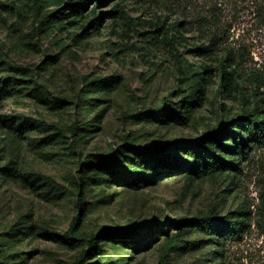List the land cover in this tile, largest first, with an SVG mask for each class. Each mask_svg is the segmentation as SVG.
I'll return each instance as SVG.
<instances>
[{
	"label": "rangeland",
	"instance_id": "1",
	"mask_svg": "<svg viewBox=\"0 0 264 264\" xmlns=\"http://www.w3.org/2000/svg\"><path fill=\"white\" fill-rule=\"evenodd\" d=\"M0 89V264H264V0H0Z\"/></svg>",
	"mask_w": 264,
	"mask_h": 264
},
{
	"label": "trees",
	"instance_id": "2",
	"mask_svg": "<svg viewBox=\"0 0 264 264\" xmlns=\"http://www.w3.org/2000/svg\"><path fill=\"white\" fill-rule=\"evenodd\" d=\"M48 17H45V19L43 20V23H46ZM226 74V73H223V75ZM6 97V91H4V89H0V100H2L3 98ZM157 114H158V111H150L149 112V116L150 117H153V118H156L157 117ZM163 114H166L164 111H163ZM181 122V121H179ZM243 126V129H241V127L239 126H235V129L236 127L238 128V131H235V132H232L230 131L231 130V127L229 124H226L223 129V131L225 133H227L226 138L224 141H220L219 139V136L221 135L222 136V133H218L214 136V142L216 141H219V142H222V143H219L217 142L218 144V147L219 149H222V150H228V147H227V142H229L230 140H232L233 142V146L231 148V150L235 149L237 150L238 152L240 153H245V147L247 145V141L248 139L251 140L252 142H262L264 141V123L262 122H258L254 119H252L251 117H247L245 119V121L243 122L242 124ZM246 133L247 134V138L243 139V136L242 134ZM238 140V141H237ZM174 143H177V144H181V145H184V151L185 150H189L190 153H194V156H195V161H197V170H199V172H202V173H208L210 172L212 169H218L220 168V164H222V166H224V163H221V161H219V159L214 156V154L210 151V150H207L203 147V145H197V142H186V141H183V140H177V141H174ZM197 145V146H196ZM111 163V162H109ZM218 227H215V226H212L211 229L213 230H218L217 229ZM236 230L233 231V234H235ZM94 243V237H91L90 240H88V246L91 247L92 244ZM135 244V243H134ZM135 246V245H134ZM88 251L84 252L83 254V257L88 255L90 253V251H92V247L91 248H88L87 249Z\"/></svg>",
	"mask_w": 264,
	"mask_h": 264
}]
</instances>
